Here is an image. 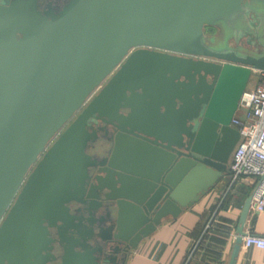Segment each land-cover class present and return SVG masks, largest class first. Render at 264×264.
<instances>
[{"label":"water","instance_id":"obj_1","mask_svg":"<svg viewBox=\"0 0 264 264\" xmlns=\"http://www.w3.org/2000/svg\"><path fill=\"white\" fill-rule=\"evenodd\" d=\"M253 71L264 0H0V264H124L231 174Z\"/></svg>","mask_w":264,"mask_h":264},{"label":"crops","instance_id":"obj_2","mask_svg":"<svg viewBox=\"0 0 264 264\" xmlns=\"http://www.w3.org/2000/svg\"><path fill=\"white\" fill-rule=\"evenodd\" d=\"M258 79L253 71L247 88ZM229 176L176 218L168 217L125 259L124 264H228L236 235L239 214L245 199L253 191L251 179L235 182L227 192ZM213 214L212 228L204 225ZM243 230L261 234L264 215L249 213ZM235 264H264V250L240 247Z\"/></svg>","mask_w":264,"mask_h":264},{"label":"built area","instance_id":"obj_3","mask_svg":"<svg viewBox=\"0 0 264 264\" xmlns=\"http://www.w3.org/2000/svg\"><path fill=\"white\" fill-rule=\"evenodd\" d=\"M256 73L257 81L242 93L230 122L239 132V139L230 156L231 174L225 192L235 182L251 179L253 191L249 213L264 215V71ZM213 217L212 214L204 225V231L212 228ZM251 246L264 250V230L261 234L242 236L240 247ZM188 259L183 264H187Z\"/></svg>","mask_w":264,"mask_h":264},{"label":"flooded vegetation","instance_id":"obj_4","mask_svg":"<svg viewBox=\"0 0 264 264\" xmlns=\"http://www.w3.org/2000/svg\"><path fill=\"white\" fill-rule=\"evenodd\" d=\"M68 0H37L38 8L40 10L48 9V8H53L54 10H58L62 8ZM206 31L214 34L216 30L214 28H206ZM101 127L103 126L102 123L99 124ZM106 135L109 136L112 134V128L111 127H106ZM98 145H107V148L109 146V142L106 139H99L97 140ZM106 151V150H105Z\"/></svg>","mask_w":264,"mask_h":264},{"label":"rangeland","instance_id":"obj_5","mask_svg":"<svg viewBox=\"0 0 264 264\" xmlns=\"http://www.w3.org/2000/svg\"><path fill=\"white\" fill-rule=\"evenodd\" d=\"M105 149H107V145H103L102 147H100L99 149H98V153H103V151L105 150Z\"/></svg>","mask_w":264,"mask_h":264}]
</instances>
